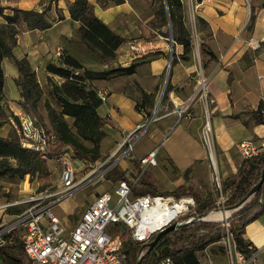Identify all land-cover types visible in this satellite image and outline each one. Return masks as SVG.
Listing matches in <instances>:
<instances>
[{
    "label": "trees",
    "instance_id": "16d2710c",
    "mask_svg": "<svg viewBox=\"0 0 264 264\" xmlns=\"http://www.w3.org/2000/svg\"><path fill=\"white\" fill-rule=\"evenodd\" d=\"M17 0H0V126L8 122V115L1 103L4 84V71L1 65L2 59L8 58L17 71L13 78L18 88L20 108L33 116L47 131L54 132L55 141L50 144L47 152L48 158L68 152L75 158L94 162L98 157L100 140L104 135L103 126L110 124L111 120L101 116L97 109L102 103L94 88L86 87V79H106L117 74H132L137 64L145 61L144 57L159 55L163 52L155 51L146 54L143 60H134L127 66H116L105 69H90L84 67L74 56L69 53L62 54L60 63L48 62L45 70L48 74L62 78L60 84L53 85V91L59 103V111L47 105L46 114L50 128L47 127L41 113L38 110V101L41 97V88L36 79L34 69L24 58L14 55L13 49L17 45V35L23 30H45L52 26L49 13L53 9L58 20L63 19L61 9L57 6V0H48L41 10L34 8H20L13 5ZM124 0H96L101 8L109 4H120ZM69 18L79 21L76 28L78 41L82 43L90 53L99 56L103 60H111L115 57V50L126 37L113 31L93 11L88 0H73L68 5ZM198 24H206L202 18H197ZM144 26L149 32L140 34L139 39L150 41L158 36L168 38L171 36L174 44L181 45L182 57H187L192 50L190 30L185 23L184 4L182 0H157V6L152 16ZM170 26L171 34L164 27ZM200 51L215 58L214 53L208 49L204 42L200 43ZM176 54L172 50L171 58L175 61ZM77 72V73H75ZM137 105V103H136ZM255 123L264 124L263 107L260 105L251 110ZM73 119V126L79 137L92 142L91 148H85L73 140L67 132L63 116ZM8 157L17 160L16 164L8 162ZM47 159L40 158L38 153L27 148H22L15 135L11 137L0 136V175L4 173L33 176L36 172L46 171ZM264 166V151L248 158H243L234 173L220 181V194L223 198L222 207L226 213L228 231L235 249L242 252L245 257L251 255V250L243 237L246 224L264 213V181L259 188L249 195L238 207H233L247 192L258 182L261 170ZM188 168L185 169L187 171ZM124 171L110 168L105 175L107 177H123ZM133 194H161L171 195L176 199L191 196L194 200V209L179 217L177 222L182 224L193 218L186 225L179 226L165 233L156 244L149 249V242L153 240L157 232L151 234L148 240H133L126 246V237L129 235L127 228H122L120 237L126 259L124 264H136L141 258L140 264H155L160 258L169 256L177 264H201L197 252L219 243L225 235V229L220 219L221 204L211 194L202 197L191 187L179 186L169 192L157 190L155 181L149 174L141 178L138 185H132ZM206 214L200 217L202 214ZM171 222V223H172ZM0 258L5 264H34L25 254L21 241L14 233L11 243L0 247Z\"/></svg>",
    "mask_w": 264,
    "mask_h": 264
},
{
    "label": "rangeland",
    "instance_id": "374dc122",
    "mask_svg": "<svg viewBox=\"0 0 264 264\" xmlns=\"http://www.w3.org/2000/svg\"><path fill=\"white\" fill-rule=\"evenodd\" d=\"M88 1L91 3L92 9L95 12L94 9L99 6L93 4L95 0ZM124 2L125 7H123V9L125 12L116 13L115 11H108L109 13L104 15L106 19L111 21V27L109 28L127 39L126 42H123L117 47L113 59L103 60L99 56L90 53L89 50L78 41L76 28L80 22H73V20L70 19L71 21L62 22L60 25L53 27L46 34L40 35L42 41H48L50 59L47 63H60L62 54L65 52L74 56L84 67L90 69L113 68L116 66H122V63L130 64L133 62L134 60H130L131 54L129 55V53L137 52V50L140 49L135 47L132 42L134 43V41H136L138 35L149 32L143 22H146L151 18L152 13L157 6V0H124ZM183 4L185 23L190 30L192 40L191 53L187 57H182V47L180 45L172 42V47H170V36L168 38L158 36L157 39L163 38L166 43V64L157 85L155 87L152 86L153 88L151 91L147 93L142 89L139 91L136 90V88L139 87L136 81L128 79L126 82L127 84L129 83L134 91H138L139 93V98L135 102L134 110L143 114L142 122L137 124L140 125L138 132L142 130L141 137L135 143L133 148L128 151L129 155L117 163L116 157L128 147V142L121 144L126 132L120 134L112 121L110 124L104 125V135L100 140L98 149L99 157L94 162L79 159L81 161L79 166H81L82 169L79 170L78 177L89 172L97 162L107 160L100 170L107 167V172L109 168L114 167L119 171H124L123 176L128 179L134 178L135 175L142 170L141 176L135 185H138L144 175L149 174L154 179L157 190L160 192H169L179 186H185L191 187L192 190L201 194L202 197L211 194L214 199L220 202L221 194L217 185V180L220 182L222 177L218 172L217 163L215 161V164L213 163V160H216V156L214 154V135L209 120V104L211 101L206 94L205 67L208 56L200 51L201 41L199 40L196 29L202 25L198 24L197 19L194 18L191 7L186 3ZM113 5L115 4H109L108 7ZM100 9L97 8V11L100 12ZM50 13L52 15V17H49L51 18V21L57 22V17L52 12ZM60 30L63 31L62 36H60L62 34L59 33ZM164 30H168L169 32L168 25L164 27ZM20 33L21 31L18 34ZM34 39H36V41L40 40V38ZM57 48H60L59 55L55 54ZM171 48L174 50L176 58L175 61H172L171 58L169 64V52ZM178 51L180 52L178 53ZM151 53L152 52H148L147 55ZM145 58L148 59H145L142 63L150 61L153 56L150 55ZM5 59L8 60V58ZM6 62L7 61H5V63ZM179 62H182V64L187 65L192 69L190 72V78L192 81L191 85H193L194 88H192L193 94L191 96L181 97L180 95L182 94L180 91L183 88L180 89L178 86L171 84L173 69L176 66V63ZM139 64H137L136 67ZM168 64V79L161 96ZM134 72H136V70ZM35 75L41 88L38 110L46 122L47 127L50 128L47 120L46 107L48 105L55 111H59L60 107L53 91V85L60 84L62 78L48 74L45 69H38L35 71ZM129 75L131 74H117L110 77V79L114 78L116 84L119 85L123 80L122 78H129ZM93 81L94 80L86 79V87L94 88L96 91L99 90L93 84ZM175 96H179L180 98H176ZM4 97L8 99V104L6 103L4 110L8 116H13V110L10 109L9 106L18 104L19 94L17 86L9 75L5 79L1 100ZM107 103L108 102H102L100 104L99 111L101 113H104L105 108L108 105ZM176 104H184L185 113H182L181 116H178L174 111ZM128 105L129 104H127V107L125 106L124 110H122L121 116L133 119L135 111H133L131 105ZM168 116L170 117L167 118ZM63 120L67 132L73 140L80 143L85 148L92 147V142L84 140L77 135L71 117L65 115L63 116ZM163 120H165L166 124H162ZM207 123L209 124L208 135L210 140H205L204 138ZM5 124H7V130L0 136L11 137L15 135L12 125L8 122ZM115 138L120 140L115 149L109 152L114 146ZM149 149L155 151L156 162L153 165L140 167L139 159L143 157ZM68 152L70 154L72 153L70 147ZM237 153V155L240 156L238 150ZM168 155L179 167H183L190 160L194 161L187 167V171H185V169L176 167ZM237 155L232 153L231 158L236 161ZM220 159L221 157L218 156L217 162ZM241 159L240 156V160ZM8 162L16 164L17 160L8 157ZM235 164H237V162ZM45 166V173L36 172L33 176L24 175L23 177H20L17 174L9 173L0 175V224H8L15 215L22 213L25 209L37 202L39 196L54 192L61 187L60 163L54 158H49L46 160ZM119 178L121 177L113 178L104 175L100 180H97L92 179L90 175L85 178L81 187L76 192L54 205L52 211L58 217L62 225L72 227L79 219L81 213L91 203L95 195L104 190H108L114 195L113 189ZM193 209L194 205L193 207H189L187 211H182L174 220H177L179 217L187 214ZM18 232H21V230ZM7 239L8 236L6 237V240ZM132 241L129 233L126 237V246L131 244ZM197 256L201 264H231V262H233L228 253V248L222 240L211 247H207L203 251H198ZM234 264H236L235 261ZM245 264L249 263L246 262Z\"/></svg>",
    "mask_w": 264,
    "mask_h": 264
},
{
    "label": "crops",
    "instance_id": "0c3cea01",
    "mask_svg": "<svg viewBox=\"0 0 264 264\" xmlns=\"http://www.w3.org/2000/svg\"><path fill=\"white\" fill-rule=\"evenodd\" d=\"M72 1L57 0V6L61 9L63 19L57 22L52 21L50 28L21 31L17 35V45L13 49L14 55L18 58H25L35 71L44 70L45 64L50 59V53L48 41H42L40 35L46 34L62 22L71 21L68 5ZM47 2L48 0H17L12 4L20 8L41 10ZM182 2L189 6L191 4L192 7L196 4L191 8L194 18H202L206 22L196 29L199 40L204 42L215 55V58L206 59V94L211 101L209 120L215 141V162L220 176L224 179L236 171L242 160L236 150V144L240 140L252 139L264 142V124L255 123L250 113L260 105L264 112V0H182ZM93 4H97L96 0ZM53 5L50 12L56 16ZM123 7H125V2L104 9L99 6L94 9V13L111 27V21L104 15L109 13L108 11L125 12ZM97 8H101L100 12ZM50 16L52 17L51 13H49ZM62 32V30L59 31V33ZM62 35L63 33L60 36ZM34 38H40V40L36 41ZM249 38L256 40L258 45H248ZM132 44L140 50L129 53L131 54L130 60H143L148 52L161 51L163 53L156 55L148 62L140 63L135 69L136 72L129 75V78H122L119 85L116 84L114 78L93 81L97 89H103L107 94L104 102H108V105L104 113L99 111L100 105L98 113L101 116H107L120 134L133 129L142 122L143 114L134 110L135 102L139 98L138 91L142 89L149 93L152 86L157 85L166 64V43L163 38L157 39L156 37L150 41L137 38ZM1 65L4 71V91L6 77L9 75L13 81L17 71L12 62L5 58L2 59ZM121 65L128 64L122 63ZM191 71L192 69L182 62L176 63L173 69L171 84L180 89L183 88L180 91L181 97L193 94ZM128 79L136 81L139 86L136 88L138 91H134L129 83H126ZM1 103L5 107L8 99L4 97ZM127 104L131 105L135 111L133 119L121 116ZM9 108L18 110L20 106L17 104ZM163 123L166 124L165 120ZM6 126L7 124L0 126V135L7 130ZM120 139H114V146L109 152L115 149ZM150 150L152 149L145 154ZM232 153L237 155L236 161L231 158ZM218 156L221 159L217 162ZM168 157L175 164L169 155ZM193 161H188L183 167L176 164L175 166L186 169ZM243 237L252 252L249 264H264V213L246 224Z\"/></svg>",
    "mask_w": 264,
    "mask_h": 264
},
{
    "label": "built area",
    "instance_id": "2783aa9c",
    "mask_svg": "<svg viewBox=\"0 0 264 264\" xmlns=\"http://www.w3.org/2000/svg\"><path fill=\"white\" fill-rule=\"evenodd\" d=\"M190 7L193 8L191 4ZM247 43L250 46L258 45V42L252 38H249ZM55 54H60V48H57ZM96 94L101 102L106 100L105 90L99 89ZM174 111L178 116H181L182 113H185L184 104H176ZM12 113L13 116H8V123L14 128L20 146L37 152L40 158L49 159L47 152L50 144L55 141L54 132L47 131L33 116L21 109L13 110ZM139 127L140 125H137L124 135L121 144L128 142V147L116 157L117 163L129 155L128 151L141 137L142 130L138 132ZM208 130L206 127L205 140L209 139ZM236 147L243 159L264 151V142L243 139L236 144ZM51 158L60 163L61 187L54 192L39 196L37 202L22 213L15 215L8 224H0V247L11 243L14 239V233H16L26 256L34 264H124L126 256L120 237L122 228L129 230L132 240L146 241L151 234L158 232L174 221L176 216L181 213L178 212L160 227L152 231H145L144 235L140 233L142 221L148 224L153 218L149 213L153 206L158 202L171 206L173 200H176L171 195L133 194L131 186L139 180L141 170L134 178H119L113 189L114 195L108 190L95 195L75 225L72 227L62 225L52 211L53 206L76 192L86 177L91 175L92 179L100 180L105 175L107 167L102 170L100 168L107 160L97 162L89 172L78 177V172L82 169L79 166L81 161L78 158L69 152H63ZM155 162L154 150L149 151L139 159L140 167L153 165ZM217 185L220 188L219 180H217ZM222 203L223 198L221 196L220 211L223 215L220 219L225 229L222 242L225 243L230 258L233 260L231 264H234V261L236 264L249 263L252 252L247 258L242 252L235 249L228 231L227 216ZM20 230L21 232H18ZM7 236L8 239L6 240ZM0 264H5L1 258ZM155 264L177 263L171 257L166 256L160 258Z\"/></svg>",
    "mask_w": 264,
    "mask_h": 264
},
{
    "label": "bare ground",
    "instance_id": "6f19581e",
    "mask_svg": "<svg viewBox=\"0 0 264 264\" xmlns=\"http://www.w3.org/2000/svg\"><path fill=\"white\" fill-rule=\"evenodd\" d=\"M207 129H209L208 123H207ZM212 160H213V156H212ZM214 161L215 160H213V163L215 164ZM193 205H194V200L191 196L181 197L180 199L173 200L171 206L167 205L166 203L158 202L155 206H153L151 211H149V213L153 217L151 221L148 224H146L145 221L144 222L142 221L140 225V229H141L140 233L143 234L145 233V231H152L160 227L175 214H177L178 212H182Z\"/></svg>",
    "mask_w": 264,
    "mask_h": 264
},
{
    "label": "water",
    "instance_id": "95a60500",
    "mask_svg": "<svg viewBox=\"0 0 264 264\" xmlns=\"http://www.w3.org/2000/svg\"><path fill=\"white\" fill-rule=\"evenodd\" d=\"M169 34H171V31H170V26H169ZM170 47H172V39H171V36H170ZM171 54H172V48L170 49V52H169V64H170V59H171ZM169 64H168V66H167V71H166V75H165V79H164V83H163V89H162V92H161V96H162V94H163V91H164V89H165V85H166V82H167V79H168V73H169ZM263 181H264V166H263V168H262V170H261V173H260V176H259V180H258V182L256 183V184H254L249 190H248V192L236 203V204H234L233 205V207H238L240 204H242L244 201H245V199L249 196V195H251L254 191H256L258 188H259V186L263 183ZM206 214L204 213V214H202V215H200L199 216V218L200 217H203V216H205ZM193 218H190V219H188L186 222H184V223H182V224H178L177 222H172V223H169L168 225H166L165 227H163L161 230H159L158 232H157V234L155 235V237L153 238V240H151L150 242H149V249L150 248H152L155 244H156V242L165 234V233H167L168 231H170V230H173V229H175V228H178L179 226H182V225H186L187 223H189L191 220H192ZM140 262H141V258H139L138 260H137V263L136 264H140Z\"/></svg>",
    "mask_w": 264,
    "mask_h": 264
}]
</instances>
